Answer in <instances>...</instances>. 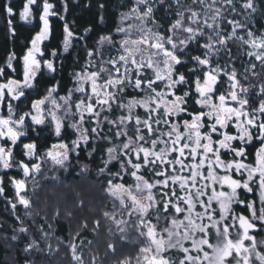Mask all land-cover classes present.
<instances>
[{"label":"snow or ice","instance_id":"1","mask_svg":"<svg viewBox=\"0 0 264 264\" xmlns=\"http://www.w3.org/2000/svg\"><path fill=\"white\" fill-rule=\"evenodd\" d=\"M126 7L114 33L99 36L92 49L50 0H25L19 12L34 28L38 20V30L22 54L0 65V197L7 181L13 213L19 205L31 217L28 178L48 179L42 164L67 173L87 151L90 159L100 154L97 172L112 204L91 228L82 218L66 244L56 237L55 249L50 242L42 248L21 220L19 233L30 237L24 251L51 256L63 244L68 264H108L97 252L86 256L81 238L104 228L103 219L114 238L105 257L118 244L122 253L114 264H264V82L249 81H264L256 0H127ZM161 8L174 16L167 24L157 18ZM4 12L15 35L12 0ZM53 17L64 21L62 51L46 54ZM77 40L86 62L61 94L56 77ZM41 131L55 142L38 146ZM60 216L56 209L53 219ZM38 230L48 241L49 232Z\"/></svg>","mask_w":264,"mask_h":264},{"label":"trees","instance_id":"2","mask_svg":"<svg viewBox=\"0 0 264 264\" xmlns=\"http://www.w3.org/2000/svg\"><path fill=\"white\" fill-rule=\"evenodd\" d=\"M55 4V11L59 12L65 17L70 29L79 36L87 37V45L90 49L95 46V41L101 35L113 34L115 27L118 24L119 14L128 10L126 7L127 0H50ZM7 0H0V65H3L7 56L16 52L17 55L23 53L35 32L38 30V20L35 21L37 27L22 23L19 17V12L23 9L25 0H12L14 9L17 15L13 18L12 27L15 29V35H11L8 30L7 18L4 12V5ZM67 3V11L63 9V4ZM100 5H104L103 8ZM258 8L257 19L258 23H264V0H256ZM157 18L161 22L167 24L170 19H173L169 14L165 13L161 8L157 12ZM103 18V19H101ZM53 21V38L50 41L45 42L46 54L50 50L61 49L62 51V36H63V23L57 17L51 18ZM87 29H91V32H87ZM84 41L77 40L75 42V51L69 54H64V61L62 69L57 75V79L61 82V94H63L64 88H71L72 84V72L79 71L81 65L86 62V56L84 51ZM50 58V57H49ZM79 61L78 63L76 61ZM10 71V70H9ZM49 77H45L40 81L41 90L45 85L49 83ZM50 86V85H49ZM141 111V110H140ZM55 137L51 136L46 131H41L40 137L37 138L38 146L43 148L49 145L51 142H55ZM19 155V153H17ZM26 159V157H25ZM100 154L97 153L92 159L89 158L87 151L81 153L79 159L72 160V166L70 176L61 179V183L65 187H70V191H65L54 184H46L44 190L37 202L33 203L35 208V222L44 226V229H48V224L53 225V237H60L64 243H67L69 238V232L71 228H75L82 218H87L89 227L92 226L94 219L102 217L103 211L111 210L110 202L103 191L104 183L106 181L103 177H98V166H100ZM88 166V171L83 172L82 167ZM12 175L18 178L15 171L11 170ZM6 183L5 197L0 199V264H33V262H47V264H68L71 257L67 252V249L61 244L60 252L49 256L46 252L26 253L24 248L29 241L30 237L25 235H19L20 220L17 219V214L10 211V204L8 200L12 199V186ZM60 188V189H58ZM49 194L54 195V198L48 197ZM84 201V207H78L79 201ZM18 209V208H17ZM56 209H60L61 216L57 219H53ZM71 211L72 217H66L65 213ZM20 212V210H19ZM19 217H21L18 213ZM39 216V217H37ZM47 217V220L43 217ZM15 217V218H14ZM24 223L31 224L30 219H23ZM101 222H104L102 219ZM37 229V228H36ZM33 234L38 237L36 232ZM18 236L17 240H13L12 236ZM90 241L94 242L98 239L102 245V249L106 252L108 240L111 242L113 239L108 238L104 233L99 234V237H95L91 231H88L85 235ZM32 237H34L32 235ZM88 240V241H89ZM87 241V243H88ZM42 246V245H41ZM118 250L120 251V245L118 244ZM119 253V252H117ZM108 264H111L108 262Z\"/></svg>","mask_w":264,"mask_h":264},{"label":"rangeland","instance_id":"3","mask_svg":"<svg viewBox=\"0 0 264 264\" xmlns=\"http://www.w3.org/2000/svg\"><path fill=\"white\" fill-rule=\"evenodd\" d=\"M238 8H239V3H238ZM241 12H243V9H239ZM128 11V10H127ZM165 11V10H164ZM126 12V11H125ZM166 13V12H165ZM167 14H169V16L170 17H172L173 19H174V16H172L171 15V13L170 12H168ZM237 19H240L241 17H239V16H237L236 17ZM21 20V19H20ZM252 20H253V22H254V30H264V23L262 22V23H258L257 21H258V19H257V12L255 13V14H253V16H252ZM21 22L22 23H25V24H27V25H31V24H28L27 22H25V21H23V20H21ZM118 23H119V20H118ZM47 42V41H46ZM243 59H247L246 57H244ZM243 65H238V68L240 69V71L241 72H243ZM257 72H259L260 71V67H259V65L257 66ZM249 81L250 82H254V83H256L257 85L259 84V83H261V82H264V81H261L260 80V78L259 77H252L251 75L249 76ZM242 82H244L243 80H242ZM245 83H247V82H245ZM142 111V110H141ZM27 159V158H26ZM37 162H39V161H37ZM42 168L44 169V171L47 173V176L49 177L48 179H44L43 178V175H37V176H35V180H33V178L32 177H29L28 179H29V192H28V195L33 199V203L34 202H37V199L39 198V195H41L42 194V192H43V190H44V187H45V185L46 184H56L57 186H60L61 188H63V189H65V191H70L71 190V188L70 187H65L64 186V184L63 183H61V179L62 178H66V177H69L70 176V171H71V167L68 169V171H67V173H65L64 172V170H62V169H53L52 171H48V168H49V165L48 164H42ZM83 168V167H82ZM13 171H15L16 173H17V175H18V178H22V176L20 175V174H18V172H17V170H15V169H13ZM84 172V171H83ZM53 177H57V178H53ZM98 177H103V178H105L106 179V177H104V176H98ZM38 182V183H37ZM36 186V192L34 193L33 191H32V187L33 186ZM58 189H60V188H58ZM71 192V191H70ZM12 193H13V196H14V189H13V187H12ZM5 196H3V197H0V199H3ZM48 197H50V198H54V195H52V194H49L48 195ZM13 198V197H12ZM108 198V197H107ZM108 200H109V202H110V199L108 198ZM110 205H111V210L110 211H112V204H111V202H110ZM18 209L16 210V212L14 213L15 214V216H16V214H17V217H19V215H18V213L20 214V212H21V217H19V220H20V225H19V227L21 226V220H23L24 219V217L25 218H28V219H30V225L29 224H27V223H24V226H26V227H29V230H30V237L31 238H35V239H37L38 240V242L40 243V245H42L41 247L42 248H45L46 247V243H48V242H50V243H52V245H53V249H55L56 247H57V245H58V243H59V241H57V240H54V238H52L53 237V229H44L45 231H47V232H49V240L48 241H45V240H43L42 238H41V233L39 232V230H38V226H42V225H38V224H36V222H35V218L34 217H36L35 216V208H32V216L31 217H28V216H26L25 215V210L23 209V207L22 206H19L18 205V207H17ZM19 210H20V212H19ZM10 211L11 212H13L12 211V209H11V205H10ZM37 217H39V216H37ZM46 217V216H45ZM45 217H43L44 219H45ZM15 218V217H14ZM46 221V220H45ZM103 225H105V227L104 228H101L100 230H99V232L98 233H93V235H95V237L97 236V238L99 237V234H102V233H104L108 238L110 237L109 235H108V233H107V231L105 230V228H106V222L104 221V222H101ZM37 228V229H36ZM43 228H44V226H43ZM33 232H36L37 234H38V237H36L34 234H33ZM87 232H88V230H85V231H83L82 233H81V238L82 239H84V238H86V239H84V248H83V251L85 252V254H86V256H87V254L89 253V252H97L98 253V255L100 256V258L103 260V259H108V262H110L111 264H114V262L115 261H117L118 259H120L121 258V255H122V253H121V250L119 251V250H117V252H119V253H116L115 255H112V254H109L108 255V257H105V252L103 251V249H102V245H101V243H100V241L98 240V239H96V241H94V242H92V244L91 245H88V243H87V241L89 240L85 235L87 234ZM18 234L19 235H24V234H22V233H19V230H18ZM32 235L34 236V237H32ZM110 238H112V237H110ZM56 239V238H55ZM113 239V238H112ZM108 243H109V240H108ZM107 243V244H108ZM60 250H61V245H60ZM106 250H107V247H106ZM33 253H36L35 251L33 252ZM56 254V253H55ZM55 254H53L52 256L53 257H55Z\"/></svg>","mask_w":264,"mask_h":264}]
</instances>
